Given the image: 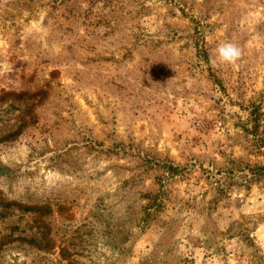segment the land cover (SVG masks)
I'll return each mask as SVG.
<instances>
[{
  "label": "rangeland",
  "instance_id": "374dc122",
  "mask_svg": "<svg viewBox=\"0 0 264 264\" xmlns=\"http://www.w3.org/2000/svg\"><path fill=\"white\" fill-rule=\"evenodd\" d=\"M0 264H264V0H0Z\"/></svg>",
  "mask_w": 264,
  "mask_h": 264
},
{
  "label": "clouds",
  "instance_id": "9594fccd",
  "mask_svg": "<svg viewBox=\"0 0 264 264\" xmlns=\"http://www.w3.org/2000/svg\"><path fill=\"white\" fill-rule=\"evenodd\" d=\"M241 55L242 52L239 46L231 42H225L216 47L210 62L214 66L234 65Z\"/></svg>",
  "mask_w": 264,
  "mask_h": 264
}]
</instances>
